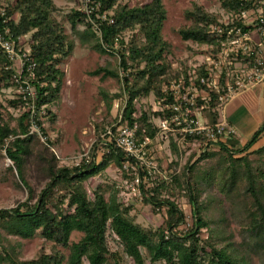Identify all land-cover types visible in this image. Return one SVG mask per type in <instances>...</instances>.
I'll use <instances>...</instances> for the list:
<instances>
[{
  "label": "trees",
  "instance_id": "obj_1",
  "mask_svg": "<svg viewBox=\"0 0 264 264\" xmlns=\"http://www.w3.org/2000/svg\"><path fill=\"white\" fill-rule=\"evenodd\" d=\"M218 1L232 14V20L227 24L219 22L216 14L192 2L184 11L190 24L176 31L182 40L207 45L216 53L228 29L249 30L251 25L244 22L243 15L263 8L262 0ZM88 4L89 16L79 10L70 16L80 43L101 54L117 55L119 65L126 71L120 77L115 63L99 66L90 74L120 79L122 90L114 97H126L121 124L136 125L138 141L145 137L154 139L159 132L154 117L168 116L170 110L142 109L136 116L135 100L153 92L157 98H165V103H172V96L163 91L164 85L180 77H185V81L188 78L186 69L173 68L169 58L171 46L162 34L167 18L163 2L150 0L132 7L120 0H89ZM0 8L4 9V15H0V33L4 37L17 41L31 33L30 58L36 64L32 79L35 103L37 109L45 106L46 113H50L49 105L58 99L63 84L64 71L59 63L72 53L75 45L54 15L58 7L53 0H14L4 8L0 0ZM78 22L83 23L84 29L76 30ZM126 33L130 34L127 42ZM10 63L0 52V86L7 87L11 82L14 71L9 68ZM198 74L207 76L208 71L202 67ZM210 95L202 113L209 123H215L219 120V106L215 93L210 91ZM8 101L16 104L18 100ZM28 118V112L13 117L0 100V151L5 146V156L12 162L7 169L17 178V186L27 191L22 202L12 208H0V244L3 231L23 239L38 234L52 245L49 252L43 247L28 259H21L12 247L8 251L1 246L0 264H250L249 256L240 255L231 244L219 246L216 235L210 233L206 239L200 236V230L209 227L206 205L200 200L203 183L213 185L226 201L236 206L243 216L242 228L254 240V251H264V144L252 148L264 132V124L243 145L236 136L225 135L205 153L197 157L190 154L183 171L174 175L172 182H154L146 189L142 185L143 204L151 205L154 212L166 207L162 223L152 228L136 222L131 213L133 206L121 202L118 188L112 187L108 198L101 185L94 188L92 195L86 189V181L111 164L127 177L122 168L123 153L111 144H98L110 121L96 126L97 137L87 156L77 164L60 165L48 145L36 133H29ZM54 119L52 116L51 120ZM37 122L47 135L42 121ZM55 141L47 137L50 144ZM171 148L178 156L174 142ZM28 177L41 178L43 187L37 191ZM181 195L188 198L192 208L193 222L187 230L179 228L185 223L177 198ZM75 231L82 236L71 241ZM109 239L115 243V250L110 249ZM57 246L67 249V253Z\"/></svg>",
  "mask_w": 264,
  "mask_h": 264
},
{
  "label": "rangeland",
  "instance_id": "obj_2",
  "mask_svg": "<svg viewBox=\"0 0 264 264\" xmlns=\"http://www.w3.org/2000/svg\"><path fill=\"white\" fill-rule=\"evenodd\" d=\"M14 0H1L2 7L5 8L8 3ZM58 7V10L54 12L56 18L63 24L65 31L69 38L74 41V49L72 53L64 58L59 67L64 71V78L62 89L58 99L49 105V112L46 113V107H43V111L40 113L39 119L42 121V125L47 130L48 140L55 141L51 144L54 153L59 161L60 165H74L77 164L80 159L87 156L88 152L93 146V143L97 137V125H102L106 120L111 124H115L118 120V114L125 102L126 97H114L115 94L122 90L120 79L113 77L101 78L100 75H91L90 73L99 66H113L118 68L119 76L126 74V71L122 72V67L119 65V59L117 55L110 56L107 54H101L94 50L88 44H81L78 35L75 33L71 26L70 16L74 10L84 11L87 0H53ZM122 3H126L129 6H139L150 0H120ZM163 5L167 11V18L163 24L162 34L165 40L170 43L172 53L169 55L173 68L181 70L186 69L188 78L196 80L199 77L198 70L202 67L209 72H217L219 70H225V67L231 66L234 68V63L229 65L227 60H231L235 57L236 61L240 60L236 55L227 53L230 52L231 44L226 41L222 43L220 51L213 53L210 51L209 46L199 45L192 41H184L180 38L176 32L179 27L190 24L185 18L184 11L191 6L192 2L201 4L205 10L214 13L219 17V22L227 24L233 18L232 14L225 11L218 0H162ZM260 9L249 10L246 12L244 22L246 24H254L256 16ZM112 14V12H110ZM17 18V15L14 16ZM84 25L78 22L76 30L80 31L84 29ZM219 28V27H217ZM235 28V27H232ZM221 29V28H220ZM31 33L26 36H22L21 44L30 43ZM130 37L129 33L125 34V42ZM128 72V71H127ZM187 78V79H188ZM185 77H180L178 80L172 81L168 85H164L163 91L166 87L172 85L177 87V82L185 80ZM0 100L5 109L15 118L19 117L25 112L23 106L19 103L17 98V92L12 84L9 83L7 87L0 86ZM185 94L190 93L196 95L200 93L198 90L185 88ZM103 93L106 96H103ZM180 93V90L178 91ZM181 94V93H180ZM158 98L153 92L147 95H142L135 100V115L139 116L142 109H151L155 111L156 100ZM8 100H18L16 104L9 103ZM203 115V113H202ZM54 116V121L51 120ZM205 118V116L203 115ZM154 117V124L158 123ZM206 119V118H205ZM12 124H15L12 121ZM105 127V128H106ZM173 136L162 138L160 131L152 139L153 143L150 145L149 150L152 158H150V166H155L162 174H169L179 168L180 174L188 160L190 154L195 157L199 156L205 151L199 149L200 145L186 146L185 150H182V155L176 156L171 148V142H173ZM43 142V141H42ZM211 146L209 148H213ZM254 148V147H253ZM195 149V150H192ZM192 150V151H191ZM212 150V149H211ZM102 150L98 151L97 160L100 159ZM176 163L172 164V162ZM204 161L201 162L203 164ZM5 156L3 148L0 151V208H12L18 201H23L27 195L25 189H21L17 186V178L8 171L7 167L11 165ZM149 168V167H148ZM157 172V175L158 173ZM154 174L153 176H155ZM156 175V176H157ZM29 181L33 184L35 189L39 191L44 181L40 178L38 180L28 177ZM162 181L159 178H148L149 186L144 188H150L154 182ZM167 182V181H166ZM97 185H101L104 191L105 198H108L111 188L116 187L119 191L118 198L126 205L131 204L133 209L132 214L135 215L136 222L145 227H158L166 213V207H162L161 210L154 212L151 205H145L142 203V192L139 188L136 193H128L125 191V180L122 176L121 170L114 164L109 165L101 173L91 177L85 183L86 189L89 195H92V191ZM202 193L200 200L206 205L207 218L209 221L208 228H202L200 230V236L207 238L209 234L217 236L216 242L219 246H225L231 244L240 255L249 256L250 264H264V251L258 249L254 251V240L249 237V234L244 231L240 224L242 215L238 213L235 205L226 201L222 195H220L213 185H207L203 183ZM178 189H175L177 192ZM182 194V193H181ZM166 196L167 194H163ZM178 198L179 206L183 210L185 215V223L181 224L179 228L181 230H187L192 225L193 215L191 204L188 198L181 195ZM223 219V221H221ZM1 246L7 248L10 251V247L14 248L15 252H19L21 259H28L33 257L39 249L43 248L45 251H50L52 243L45 242L40 235H35L32 239H23L14 235H7L2 231ZM82 236L80 232H73L71 234V241H77ZM3 238H6L4 240ZM109 247L111 250H115V243L109 239ZM62 251L67 253V249L62 246H57ZM128 264H132L128 262Z\"/></svg>",
  "mask_w": 264,
  "mask_h": 264
},
{
  "label": "built area",
  "instance_id": "obj_3",
  "mask_svg": "<svg viewBox=\"0 0 264 264\" xmlns=\"http://www.w3.org/2000/svg\"><path fill=\"white\" fill-rule=\"evenodd\" d=\"M88 3L89 0L86 2L88 7L82 11L86 16L91 13ZM0 15H4L3 8H0ZM217 30L220 31V29ZM21 38L19 37L15 41L13 38L4 37L0 33V52H3L8 61L11 62L9 68L14 71L11 82L17 92V98H20L19 103L25 112L29 113V133H36L40 140L54 151L53 146L47 142L48 136L42 132L37 122L44 106L37 109L36 91L32 84L36 64L30 58V45H22ZM226 41L231 44L230 52L228 50L225 52L226 58H229L227 53L240 58L237 62H233L236 61L235 57L226 61L229 65L234 63L233 69L228 66L225 67V70L208 71L207 76L196 78L198 83L191 78H188L187 81L180 80L176 84L177 87L174 88L170 85L165 89L172 96V103H165L163 97L156 100L155 111L170 110L168 116L157 117L158 123L156 125L159 127L162 138L169 139L170 136H173L172 139L179 155H182V150H185L186 146L200 145L199 149L205 151L216 144L217 140L223 139L225 135H236V131L225 119L219 117L217 122L209 123L203 117L202 109L211 100L210 91L216 95L220 115L222 108L236 93L255 83L264 81V10L260 8L254 24L249 30L242 31L240 27L228 29ZM187 87L198 90L200 93L196 95L185 94ZM179 90L181 94L178 93ZM198 99L202 103L198 104ZM124 105L118 114L117 122L106 127L98 144H111L123 153L125 161L122 168L127 174V177L124 178L125 191L134 194L142 185L148 187V178L151 177L172 182L173 176L180 172L179 168L169 174H162L155 166L148 164L152 158L149 147L153 141L149 137L138 141L135 133L137 126H129L127 123L121 124ZM3 151L5 153V146ZM7 160L11 163L8 158ZM157 172H159L158 175ZM154 174L157 176H153Z\"/></svg>",
  "mask_w": 264,
  "mask_h": 264
},
{
  "label": "crops",
  "instance_id": "obj_4",
  "mask_svg": "<svg viewBox=\"0 0 264 264\" xmlns=\"http://www.w3.org/2000/svg\"><path fill=\"white\" fill-rule=\"evenodd\" d=\"M264 10V0H262ZM220 118L236 131L240 145L251 138L264 124V81L255 83L236 93L222 108ZM264 144V132L252 148Z\"/></svg>",
  "mask_w": 264,
  "mask_h": 264
}]
</instances>
